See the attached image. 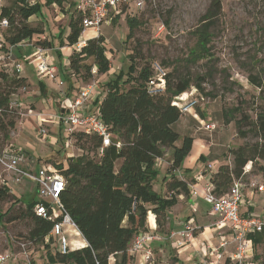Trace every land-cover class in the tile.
<instances>
[{
  "label": "trees",
  "instance_id": "1",
  "mask_svg": "<svg viewBox=\"0 0 264 264\" xmlns=\"http://www.w3.org/2000/svg\"><path fill=\"white\" fill-rule=\"evenodd\" d=\"M63 1L36 0L29 3L27 0H16L19 6L12 10L16 9L19 14L18 22L15 21L13 11L1 5L0 16L6 17L8 26L12 28V32L4 37L6 42L15 44L30 40L35 34H43L42 27H32L27 20L31 16L44 17L42 11L44 7L53 4L61 6ZM219 11L220 0H212L206 12L199 17V25L193 33L197 36L200 49L198 53L196 51L190 53L191 59L203 56L202 52L208 50L206 45L211 38L209 25ZM80 19L81 16L77 13L70 23V32L66 37L68 44H75L80 37L82 29ZM126 21L129 27L128 37H130L140 20L129 17ZM59 34L61 36L62 32L60 31ZM104 41L102 35L87 39L86 44L69 60L72 71L77 73L81 67L85 69L86 74H90L92 67H95L96 73H106L110 66ZM35 45L43 49L52 46L48 39H37ZM84 58H92V65L85 63L80 65L79 61ZM150 63H145L139 68L135 62L131 63L127 70L130 74V71H134L136 67L134 77L128 76L122 70L111 75L104 83L106 91L101 101H94L98 104V112L103 122L111 132V143L103 148L102 154L97 153L102 143L98 135L76 132L75 142L83 140L85 144L81 145V149L84 150H89V146H92L94 151L92 156L89 157L87 154L70 156L66 158L64 167L62 163L57 165L66 182L59 199L86 241L85 246L67 254L55 251L51 256L52 261L57 264H109L110 257L113 258L112 264H132L133 253L130 252V242L136 234L148 230L147 213L152 212L157 225H162L166 208L174 202L173 193L188 192L189 182L174 175L163 183L165 193H169L168 198L153 190L152 182L158 175L156 160L164 155L166 148H173L170 169H179L184 157L191 150L190 136H183L180 145H174L179 134L172 129L171 124L182 114L179 108L172 104V98L188 90L192 81L183 77L172 84L170 75L166 73L165 91L150 95L144 88L145 81L152 74ZM64 78L67 83L66 94L69 95L72 89L70 78L65 74ZM251 80L252 84L261 87L254 78ZM202 81L203 78L199 77L193 83L199 92H203ZM24 82L25 77L11 76L0 67V128L3 129L4 140L0 150L10 142L9 131L6 128L13 129L15 126L12 119L4 123L2 115L6 116V113L11 111L12 97L17 94V89L24 85ZM126 83H129V86L123 89L122 86ZM38 84L40 94H44V84L41 81ZM198 94L203 97L201 93ZM186 96L185 93L183 97ZM197 111L199 112L198 109ZM228 112H239V110L237 107H232L223 111V115L227 117ZM200 114L202 116L201 111ZM255 116V119H251L242 115L235 121L237 138L251 135L256 140L229 149L232 157L231 165L228 162L222 163L210 175L209 182L212 183V192L216 195L226 193L232 181L242 177L243 167L248 162L256 164L264 177V107L257 111ZM87 142L89 146H85ZM8 196L11 197L10 207L14 203L17 209L15 215H8L7 222L21 218L28 220L30 223L28 232L26 236L19 238L32 241L34 244L42 242L51 229L52 221L34 213L32 210L34 202L23 204L19 198L0 185V203ZM6 212L0 211V221L6 216ZM263 233L251 234L250 237L257 244L263 239ZM223 264L231 263L225 259Z\"/></svg>",
  "mask_w": 264,
  "mask_h": 264
},
{
  "label": "rangeland",
  "instance_id": "2",
  "mask_svg": "<svg viewBox=\"0 0 264 264\" xmlns=\"http://www.w3.org/2000/svg\"><path fill=\"white\" fill-rule=\"evenodd\" d=\"M211 1L143 0L142 8H137L134 2V4L131 2L129 7H122L120 15L100 25V33L105 38L104 46L110 66L109 72L104 76H101L100 73L86 74L85 69L79 67L78 72H75L70 80L76 86V88H73L75 90L78 89L79 85L95 82V87L97 86L100 91L105 92L106 86L104 83L114 73L116 74L119 70H122L128 76L134 77L137 71L136 67L134 66L135 69L130 71V74L127 70L131 63L134 64L135 62L137 68H139L145 63L153 61H158L164 65L170 75L169 79L172 84L183 77L190 79L192 84L185 92L187 94L193 92V96L196 97L199 96L198 93H201L204 99L200 100L199 104L191 111L182 113L177 121L171 124V127L179 134V142L182 141L183 136L196 139L192 155L186 156L188 161L191 160V157H196L197 153L202 150L207 157L205 160L212 161L214 166L217 167L220 164L217 163L219 160V162L223 161L221 163L228 162L231 165L232 157L229 149L236 148L244 143H253L256 140L251 135L245 138H237L235 121L241 118L242 115L255 119V113L264 107V0H220V11L209 25L211 38L206 45L208 50L202 52L203 56L191 59L189 57L190 53L192 51L198 53V49H200L197 36L193 31L199 25V17L206 12ZM1 5L13 11L15 21H19V14L16 9L12 10L19 6L16 0H2ZM57 11L56 6L45 7L44 17L32 16L27 20L28 24L32 27L43 28L44 22L47 31H50L51 28L55 31L58 24H60L59 27L66 24L65 15H62L63 18L59 20L60 14ZM129 17L140 20L130 37H128L129 27L126 21V18ZM39 22L40 24H38ZM160 25H163L164 28L158 33L157 29ZM11 32L12 28L9 25L3 31V36L9 35ZM37 39L43 38L41 35L35 34L28 42L35 44ZM74 47H70L66 51L63 49L67 55L69 54V58H73V55L77 52L76 49V52L74 51ZM80 61V65L85 63L91 66L93 63L92 58H84ZM8 69V74L11 76H22L24 73L23 71L18 74L10 67ZM199 77L203 78L201 82L203 92L197 91L193 85ZM33 78L31 77V83L24 82V85L17 89V94L11 100L14 101V104L10 106L11 111H8L6 116L2 115L4 123L9 119L15 122L13 129L6 128L9 131L8 140L14 139L16 135L14 131L17 130L18 125L24 122L25 117H27L26 121H29V127L34 124L35 118L33 119L31 115L36 114L32 112L33 109L36 112L50 109V100H47V98L51 97L52 94L48 93V89L45 95L40 94L37 79ZM253 78L261 84V87L252 84L251 79ZM66 84L62 85L63 88H66ZM128 86L129 83H126L122 88L126 89ZM21 103H23V106H21ZM55 104L57 106L58 103L55 102ZM232 107H237L239 112H228L227 117H225L223 111ZM205 122L216 124V128L212 130L204 128ZM52 123L55 124L54 121L49 119H42L39 126L48 128L54 125ZM56 127H58V124ZM63 131V147L55 152L61 158L50 161L53 162L52 166L57 168V165L62 163L64 167L66 158L70 156L75 157L81 154L92 156L94 151L92 146L88 145V142L85 146H89L91 150L81 149V145L85 142L83 140L75 142V134L70 136L71 142H68L65 129ZM20 141L21 139L18 140V142ZM3 144V129L0 128V147ZM34 147L36 150L33 154H36V156L37 154L42 156L45 149L47 151L50 149L49 145L42 141H36ZM46 158L49 160L52 156ZM63 159H65V164L61 161ZM183 162L186 163V160L182 161V164ZM260 163L263 162L260 161ZM246 170L247 172H244ZM243 172L240 180L243 183L244 193L249 188L247 186H250V182L264 183V177L256 164L248 162L243 167ZM4 174L5 172L0 167V175L4 176ZM3 178L8 181L9 188L12 191L21 194L26 199L30 198L35 191L34 181L27 177L22 178L20 182H14L9 175ZM158 189L159 184L155 180L153 190ZM10 198L8 196L6 200L0 203L1 213L7 211L6 216L0 221V251L9 248V243H13L14 252L16 253L18 250L16 241L20 239L19 236H26L30 223L24 218L7 222L8 215H15L17 209L16 206L14 207V203L10 207ZM243 198L245 201L251 200L245 195ZM242 204L240 202V209L246 207L245 202L244 205ZM149 219L152 221L153 216L150 215ZM76 240L78 238H72L70 243L74 245ZM30 246L32 248V264H57L52 261L51 256L55 252L54 244L48 245L43 240ZM253 247L249 261L252 264H262L264 239ZM23 258L21 255L17 256L19 260ZM109 261L111 262L112 259L110 258ZM14 264H20V262H14ZM201 264L209 263L205 261Z\"/></svg>",
  "mask_w": 264,
  "mask_h": 264
},
{
  "label": "built area",
  "instance_id": "3",
  "mask_svg": "<svg viewBox=\"0 0 264 264\" xmlns=\"http://www.w3.org/2000/svg\"><path fill=\"white\" fill-rule=\"evenodd\" d=\"M131 2H134L137 8H142L143 0H77L74 9L81 16V34L87 29L98 33L100 25L112 14L111 12L120 14L122 7H129ZM7 27V18L0 16V67L2 68L8 62H14L13 47L22 45V42L15 44H8L6 42L3 31ZM163 28V25L158 26V33ZM85 44L86 40L81 41L78 38L74 46L79 51ZM41 50L38 48L39 52ZM150 67L152 74L145 81L144 88L150 95L163 93L166 88V68L157 61L151 62ZM35 69L38 74L47 75H52V72L56 70L54 66L46 62L44 57H40ZM13 70L19 74L22 71V64L14 62ZM91 73H96L95 67H92ZM94 87V83L86 84L74 97L66 100L63 112L57 115L56 118L58 125L65 129L68 142H71L70 136L76 132L98 135L102 140L100 147L97 149V153L100 155L103 148L111 143V132L103 122L98 111H88ZM184 94L183 92L172 98V104L176 105L181 113L191 111L199 104V100L204 99L202 96L196 97L191 93H186L187 96L183 97ZM12 104H14V101L10 102V105ZM203 127L212 130L216 128V124L205 122ZM45 133L44 128L39 130L40 135L44 136ZM34 164L35 159L31 154L17 148L11 142L0 150V167L14 182H20L22 178L27 177L36 184L37 199L32 205V210L36 215L52 221L51 229L43 239L46 244H54L55 251L61 254H67L69 251L85 246L86 244L79 241H76L74 245L70 243L72 238H81L82 235L59 199L61 191L65 188L66 182L64 176L52 165L50 167L44 165L37 170H33ZM206 168L210 171L213 170L211 164H207ZM249 184L256 190L261 191L263 189V185L261 184L255 182H250ZM1 185L5 188L9 187L8 181L5 178H2ZM242 187L243 183L240 179H234L223 195H216L212 192L213 185L209 181L202 187L203 199L210 205L212 213L218 215L221 221L227 225L228 230V236L222 237L218 244V248H222L224 251H218V248L214 249L216 260L222 258L223 255L225 256L226 247L230 243H233L234 249L226 257L231 264H248L247 253L251 250L252 244L250 235L264 232V218L253 214L241 215L239 213ZM191 194L195 196L198 192L196 189H192ZM191 230L192 227L187 225L185 233H181V235L188 238ZM155 238V234L150 230L139 232L130 242V252L133 254L140 252L145 243ZM5 242L7 243L6 240ZM181 244L183 242H177L178 246ZM30 245H34V243L29 240L19 239L16 241L18 250L15 253L13 243H9V248L0 251V264H14V262L32 264V248ZM18 255L24 258L19 260L17 259ZM151 257L150 250L143 252L141 264H147L151 260Z\"/></svg>",
  "mask_w": 264,
  "mask_h": 264
},
{
  "label": "crops",
  "instance_id": "4",
  "mask_svg": "<svg viewBox=\"0 0 264 264\" xmlns=\"http://www.w3.org/2000/svg\"><path fill=\"white\" fill-rule=\"evenodd\" d=\"M27 1L29 3H32L36 0ZM40 1L44 2V0ZM76 1L77 0H64L61 6H57L55 4L47 6V8L56 6L58 8L57 12L58 14H60V17L58 19H62V15H65L64 18L66 20V24L61 27H59L60 24H58L55 31L52 28L50 31H47V26L43 22V34H41V36L43 39L50 40L52 45L50 48L43 49L37 47L35 44L29 43V40H24L22 41V45L13 47L14 62H20L22 64L21 72L24 71L22 76L25 77V82L31 83V77H35L37 79V84L39 81H41L45 86V93L43 95L46 94L47 89L48 93L52 94L51 97L47 98V100H50V109H47L45 111L43 109L42 112H36V110L33 109L32 112L36 114L31 115L33 119L35 118L34 124L29 127V121H26L27 117H25L24 122L21 125H18L16 127L17 130L14 131V133L16 134V138L14 137L13 140H10V142L13 143L14 146L19 149L25 150L34 157L35 164L33 166V170H37L39 167L44 165H48L50 167L53 163L50 161H55L61 158V156H57L55 152L59 151L63 147L62 138H64V131L60 125L56 127V125L58 124L56 117L63 112L62 110L66 103V100L74 97V94H77L86 85H79L78 89L75 90L73 88H76V86H74L73 81L70 80L72 89L69 95L66 94L67 88L65 89V87L63 88L62 86L64 83H66L63 79L64 74L69 76V78L75 75V72L72 71L69 65V54L67 55L63 51V49H65L66 51L70 47H74V44H68L66 37L70 32V23L77 15L74 9ZM44 8L42 9L43 12ZM111 13L112 14H110V16L104 22H108L114 17L120 15L113 12ZM38 24H40V22ZM60 31L62 32L61 36L59 34ZM98 35H102L100 31L96 33L91 29H87L83 34L80 35L79 40H87ZM38 48L42 50L39 52ZM75 49L76 48L74 47V51ZM40 57H44L47 63L56 68V70L52 72V75L37 73V71L35 70V66L39 62ZM14 62H8L7 65L3 67V69L7 72L9 70L8 67L13 69ZM106 73L100 75L104 76ZM104 93L105 92L100 91L97 86L95 87L88 107V111H98V104H95L94 101H101ZM191 94L193 95L194 93L192 92ZM55 102L58 103L57 106ZM21 106H23V103H21ZM42 119H49L51 121H54L55 124L52 123L54 124L52 127L44 128V126H39V123ZM41 128H44L46 131L44 136L39 134V130ZM19 139H21L20 142H18ZM195 140L196 139L192 137L191 150L189 151L190 153H188L187 156L192 155ZM36 141L45 142L47 145H49L50 151L48 150V152L47 149H45V152L42 156L38 154L37 156L36 154L34 155L33 153L36 150L34 147L36 145ZM180 143L181 141L179 142V140L177 139L174 145L179 146ZM48 156H52V158L47 160L46 157ZM172 156L173 148L168 147L165 149L164 155L156 160L158 175L155 180L159 184V189L155 191L168 198L169 193H165L163 183L172 175H174L179 179H183L189 182L188 192L187 194L178 191L173 193L174 202L166 208L162 225H157L155 216L152 212L149 211L147 213L148 230L152 231L155 234L156 238L150 242L145 243L143 249L140 252H136L133 254L132 264H141V256L146 250H150L152 256L151 260L147 264H201L205 261H207L208 263L211 261V263L209 264H223V260L227 259V254L233 251L234 244L230 243L225 249V256L223 255L222 258L216 260V253H214V249L218 248L219 241L222 237H225L226 235L228 236L227 225L221 221V218L219 216L212 213V211L210 210V205L203 199L202 191V187L209 181L210 175L217 170L218 166L222 164L221 162L223 161L219 162V160L217 163L220 164L215 167L212 161L205 160L207 158L206 154L201 150L199 153H197L196 157H191L190 161H188L185 156L184 160H186V163L183 162L179 169H170L169 167L172 162ZM200 156L202 158H199ZM61 161L65 164V159ZM207 164H211L213 170H208L206 168ZM245 172H247V170ZM3 177H7V174L5 173L4 176L0 175V181ZM155 180H153L152 182V187ZM259 184L263 185V189L261 191L256 190L255 188L248 185L247 187H249L250 189L247 188L246 192L244 193V188L242 187L241 202L243 203L242 205H244L245 202L246 207H242L241 209L239 207V213L241 215L253 214L264 218V183ZM6 189L15 197L19 198L23 204L33 203L37 199L36 184L34 185V193L28 199H26L24 196H21V194L12 191L9 187ZM192 189H196L198 194L195 196L192 195ZM244 195L251 200L245 201L243 198ZM149 214L153 215L152 221L149 219ZM187 225L192 227L188 238L181 235V233H185V227ZM262 236L264 239V233ZM250 239L252 244L251 250H249V252L247 253L248 264H252V262L249 261V258H251L252 256V250L254 249L253 246L258 244H255L253 242L252 237H250ZM78 240L79 242L82 241L84 244H86L84 238L81 237L78 238ZM177 242H183V244L178 246ZM222 250L224 251V249L218 248V251L222 252ZM110 258L112 259V261H109V264H112L113 258Z\"/></svg>",
  "mask_w": 264,
  "mask_h": 264
}]
</instances>
